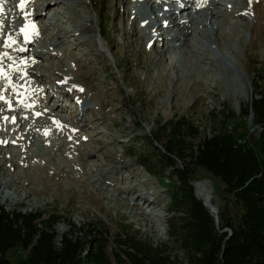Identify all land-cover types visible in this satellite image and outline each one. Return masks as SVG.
<instances>
[{"label":"rangeland","instance_id":"obj_1","mask_svg":"<svg viewBox=\"0 0 264 264\" xmlns=\"http://www.w3.org/2000/svg\"><path fill=\"white\" fill-rule=\"evenodd\" d=\"M160 1L29 0L0 25V53H7L0 60V204L63 216L57 243L69 220L76 227L102 222L111 239L125 232L155 244L168 240L171 198L156 170L147 171L128 149L143 152L139 143L173 117L190 118L210 136V112L227 108L235 113L229 128L259 149L261 129L241 112L264 84V0H204L174 28L160 16ZM168 4L171 11L177 5ZM25 24L39 35L26 53L44 51L31 74L19 54ZM177 167L194 189L207 184L219 211L235 215L217 178L180 161L167 178Z\"/></svg>","mask_w":264,"mask_h":264},{"label":"trees","instance_id":"obj_2","mask_svg":"<svg viewBox=\"0 0 264 264\" xmlns=\"http://www.w3.org/2000/svg\"><path fill=\"white\" fill-rule=\"evenodd\" d=\"M251 112V125L261 129L257 150L245 135L229 128L228 120L235 113L227 108L218 114L210 112L215 119L210 136H203L182 115L167 120L143 145L139 143L143 152L131 148L144 168L156 170L162 189L171 198L167 241L155 244L125 232L111 239L102 222L76 227L69 220L71 229L57 243L56 226L64 222L63 216L42 209L6 210L0 204V264H264V84L254 87L241 116L249 117ZM176 161L217 178L235 215L229 217L221 209L217 226L182 168H174L176 173L167 178L166 171ZM14 249L25 256L8 257Z\"/></svg>","mask_w":264,"mask_h":264},{"label":"bare ground","instance_id":"obj_3","mask_svg":"<svg viewBox=\"0 0 264 264\" xmlns=\"http://www.w3.org/2000/svg\"><path fill=\"white\" fill-rule=\"evenodd\" d=\"M12 1H14V0H12ZM19 0H16V1H14V4L16 5V3L18 2ZM163 1V0H162ZM177 3V4H180V5H182L183 3H182V1L181 0H173V1H169V2H171V4L172 3H175V2ZM161 2V1H160ZM165 3H168V0L167 1H165ZM161 4H162V2H161ZM242 4V3H241ZM244 4V3H243ZM8 6L9 5H7L5 8H3V10L4 9H8ZM183 6H184V4H183ZM186 6V5H185ZM213 12V11H212ZM2 12H0V14H1ZM175 13V12H174ZM173 13V14H174ZM239 13V12H238ZM218 13H217V11H215L213 14H212V17H216V15H217ZM232 15V14H231ZM235 15H237V14H235ZM241 16V15H240ZM234 17V16H233ZM195 19V18H194ZM193 18L192 19H189V21H187V23H189V24H191L192 22H193V20H194ZM212 20V19H211ZM186 22L184 21L181 25H184ZM213 24V23H212ZM164 25V24H163ZM181 25H178V26H181ZM166 27V26H165ZM165 27H163V28H165ZM176 27V26H175ZM217 27V26H216ZM179 32V31H178ZM29 34H30V37H34L35 36V34H33V33H31V32H29ZM179 35V34H178ZM188 35H190V33L188 34ZM18 37V36H17ZM186 37V36H185ZM175 38H182V39H184V37L182 36V35H180L179 37L177 36V37H175ZM220 38V37H219ZM19 39V38H18ZM23 39H20L19 40V42L20 41H22ZM158 41V40H157ZM36 56H39V53L38 54H36ZM149 62V61H148ZM150 68V67H149ZM32 73V71H29V74H31ZM167 75V74H166ZM169 75V74H168ZM32 76H34V75H32ZM35 77H36V75H35ZM167 78V77H166ZM169 79V78H168ZM165 80V79H164ZM159 83V82H158ZM162 83V82H161ZM165 84V83H164ZM196 191H197V194H198V196L200 197V198H203V199H205L208 203H210L212 206H213V208H214V212L217 214V210H218V208H217V206L216 205H214L213 204V202H212V194H211V191H210V189L208 188V186H207V184L206 183H204V182H199V183H197L196 184Z\"/></svg>","mask_w":264,"mask_h":264},{"label":"snow or ice","instance_id":"obj_4","mask_svg":"<svg viewBox=\"0 0 264 264\" xmlns=\"http://www.w3.org/2000/svg\"><path fill=\"white\" fill-rule=\"evenodd\" d=\"M28 2H29V0H20V3H19V5H18V7H20L21 9H23V8L26 6V3H28ZM252 2H253V0H249V6H251ZM2 11H3V9H2V7H0V12H2ZM243 14H244V15H248V14H250V13L246 11V12L243 13ZM28 15H29V14L25 13V19H26V20H27V16H28ZM2 23H3V21L0 20V25H2ZM30 27L32 28V30H33V32H34V31H35V25L32 24V25H30ZM28 28H29V25L25 24V25L22 26L21 29H20L21 33L24 34V36H25L26 39L31 38V37H30V34H29V32H28ZM2 34H3V33H2V29H0V35H2ZM8 40L11 41V43H15V40H14L11 36L8 37ZM11 43H6V44H5V47H11ZM6 55H7V53H0V60H2L3 57L6 56ZM0 75H4L3 71H0ZM81 91H83V89H81ZM0 99H4V97H3V96H0ZM5 119H7V117H5ZM74 131H75V130H74Z\"/></svg>","mask_w":264,"mask_h":264},{"label":"water","instance_id":"obj_5","mask_svg":"<svg viewBox=\"0 0 264 264\" xmlns=\"http://www.w3.org/2000/svg\"><path fill=\"white\" fill-rule=\"evenodd\" d=\"M252 116V115H251ZM251 120V119H250ZM204 200V204L205 205H207L209 208H210V210L212 211V213L214 214V216H215V219H216V223H217V225H218V222H219V216H218V214H215L214 213V208H213V206L210 204V203H208L205 199H203ZM224 230H226V229H224Z\"/></svg>","mask_w":264,"mask_h":264}]
</instances>
